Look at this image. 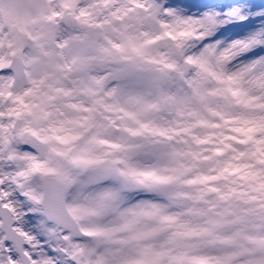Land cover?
<instances>
[{"label": "snow or ice", "instance_id": "6c2138e0", "mask_svg": "<svg viewBox=\"0 0 264 264\" xmlns=\"http://www.w3.org/2000/svg\"><path fill=\"white\" fill-rule=\"evenodd\" d=\"M0 264H264V0H0Z\"/></svg>", "mask_w": 264, "mask_h": 264}]
</instances>
